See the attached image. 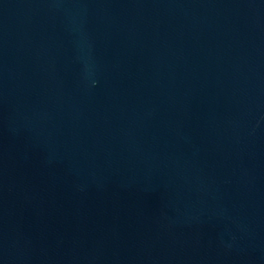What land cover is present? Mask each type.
I'll return each mask as SVG.
<instances>
[{
    "label": "water",
    "instance_id": "obj_1",
    "mask_svg": "<svg viewBox=\"0 0 264 264\" xmlns=\"http://www.w3.org/2000/svg\"><path fill=\"white\" fill-rule=\"evenodd\" d=\"M0 264H264V0H0Z\"/></svg>",
    "mask_w": 264,
    "mask_h": 264
}]
</instances>
